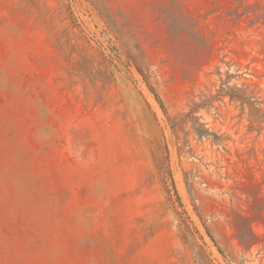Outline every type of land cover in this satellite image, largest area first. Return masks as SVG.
<instances>
[{"label": "rangeland", "instance_id": "rangeland-1", "mask_svg": "<svg viewBox=\"0 0 264 264\" xmlns=\"http://www.w3.org/2000/svg\"><path fill=\"white\" fill-rule=\"evenodd\" d=\"M0 264H264V0H0Z\"/></svg>", "mask_w": 264, "mask_h": 264}, {"label": "trees", "instance_id": "trees-1", "mask_svg": "<svg viewBox=\"0 0 264 264\" xmlns=\"http://www.w3.org/2000/svg\"><path fill=\"white\" fill-rule=\"evenodd\" d=\"M222 91H224V90H221V92ZM230 96L232 97V99L233 98H237L238 100H240L241 102H242V105H249L251 108L254 106V104H253V102L252 101H250L246 96H245V94L243 93V94H236L235 92H230ZM197 108H198V106H197ZM199 136L200 137H202L203 135H201L200 133H199ZM173 185L175 186V184H174V181H173ZM176 189V188H175Z\"/></svg>", "mask_w": 264, "mask_h": 264}]
</instances>
